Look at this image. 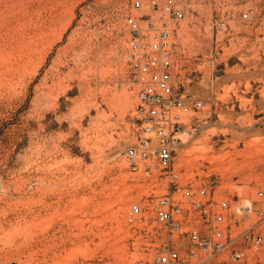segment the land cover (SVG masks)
Instances as JSON below:
<instances>
[{
  "label": "rangeland",
  "instance_id": "obj_1",
  "mask_svg": "<svg viewBox=\"0 0 264 264\" xmlns=\"http://www.w3.org/2000/svg\"><path fill=\"white\" fill-rule=\"evenodd\" d=\"M135 1L0 0V264H264V242L238 260L190 236L212 238L196 200L237 212L264 186V0ZM129 16L171 22L175 82L212 111L160 181L125 154L142 129Z\"/></svg>",
  "mask_w": 264,
  "mask_h": 264
},
{
  "label": "built area",
  "instance_id": "obj_2",
  "mask_svg": "<svg viewBox=\"0 0 264 264\" xmlns=\"http://www.w3.org/2000/svg\"><path fill=\"white\" fill-rule=\"evenodd\" d=\"M158 7L156 0L152 1ZM135 9L143 7L141 1H135ZM165 12L169 19L181 20L184 10L167 5ZM245 16H247L245 14ZM131 32V46L134 50V78L141 84L142 103L139 105L141 134L137 143L129 147L125 154L133 171H141L144 177L160 181L170 171L177 149L187 140L198 135L212 120L211 109L199 98L184 95L174 79V60L172 56L173 31L169 20L162 24H152L151 33L144 34L134 16L127 19ZM203 194L205 190L201 191ZM191 191L187 190L186 195ZM212 204L213 200H208ZM195 206L205 218L203 224L210 228L212 238L191 231V240L197 246L214 252L227 248L235 259L245 257L247 247H259L264 242V186L258 188L254 202L234 212L228 201L215 203L217 210L207 207L201 200ZM142 207L132 206V212L139 214ZM159 221L169 223L175 213L181 212L179 205L171 203L167 194L160 199L155 209ZM241 219L247 224L241 230ZM209 230V229H208ZM180 258L176 250L159 257L161 263H170Z\"/></svg>",
  "mask_w": 264,
  "mask_h": 264
}]
</instances>
